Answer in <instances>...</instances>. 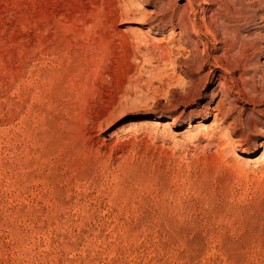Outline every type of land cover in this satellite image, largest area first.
<instances>
[{
	"label": "rangeland",
	"instance_id": "obj_1",
	"mask_svg": "<svg viewBox=\"0 0 264 264\" xmlns=\"http://www.w3.org/2000/svg\"><path fill=\"white\" fill-rule=\"evenodd\" d=\"M0 264H264V0H0Z\"/></svg>",
	"mask_w": 264,
	"mask_h": 264
},
{
	"label": "bare ground",
	"instance_id": "obj_2",
	"mask_svg": "<svg viewBox=\"0 0 264 264\" xmlns=\"http://www.w3.org/2000/svg\"><path fill=\"white\" fill-rule=\"evenodd\" d=\"M192 2V1H191ZM189 4H191L190 2H189ZM192 7V6H191ZM190 10L192 11V8H190ZM190 12V11H189ZM183 13V12H182ZM181 19H182V17H181ZM184 21V20H183ZM185 22V21H184ZM188 22V21H187ZM184 29V28H183ZM185 29L186 30H191L192 32H195V33H197V32H200L201 31V28L200 27H198V25H196L195 23H193L192 22V24L191 25H189V26H185ZM138 30V29H137ZM141 29L139 28V31H140ZM147 33L149 32V31H146ZM200 34V33H199ZM204 34H208V35H210V36H213L212 35V33H211V28L210 27H208V26H206L205 28H204ZM214 34V33H213ZM150 36V35H149ZM205 36V35H204ZM215 36V35H214ZM151 37V36H150ZM149 37V38H150ZM152 38V37H151ZM215 61V60H214ZM216 62H218L217 60H216ZM218 63H216V65L215 66H217L220 70H224V67L223 66H219V65H217ZM238 94V93H237ZM157 120H151V121H149V120H145V121H143V122H139V123H134V125H132V126H134V128H133V130H140V129H142V128H145V127H149V126H151V125H155V124H157ZM126 126V125H125ZM124 126V127H125ZM211 126H214V125H211ZM123 127V126H122ZM130 128V127H129ZM189 128H194V129H201V130H207L209 127H208V125H206L205 123H197L196 125H191V126H189ZM189 128L188 129H186V130H184L183 131V133H188L189 132ZM130 131V130H129ZM118 132V131H117ZM133 132V131H132ZM121 133V132H120ZM130 133V132H129ZM189 134V133H188ZM223 137V136H222ZM232 144H230V143H225V145H224V149H231L232 148V146H231ZM231 151V150H230ZM234 151V150H233ZM232 151V152H233ZM231 152V153H232ZM238 152V151H237ZM235 155H236V153H234ZM258 158H255V159H253V161L252 162H255L256 160H257Z\"/></svg>",
	"mask_w": 264,
	"mask_h": 264
}]
</instances>
